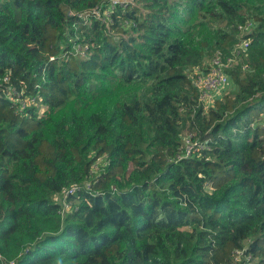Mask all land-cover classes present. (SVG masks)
<instances>
[{"label": "trees", "instance_id": "trees-1", "mask_svg": "<svg viewBox=\"0 0 264 264\" xmlns=\"http://www.w3.org/2000/svg\"><path fill=\"white\" fill-rule=\"evenodd\" d=\"M111 4L0 0V264H264V0Z\"/></svg>", "mask_w": 264, "mask_h": 264}, {"label": "built area", "instance_id": "built-area-1", "mask_svg": "<svg viewBox=\"0 0 264 264\" xmlns=\"http://www.w3.org/2000/svg\"><path fill=\"white\" fill-rule=\"evenodd\" d=\"M121 2V0L115 2L118 3ZM122 4H124L125 2H121ZM127 3V2H126ZM94 14L95 13V9L93 10ZM254 25L252 22H249L248 24H246L245 26L241 27V30H243L244 34H247L249 32L252 31ZM249 44V40H243V42L240 44L239 48L240 49H246L247 46ZM51 59H54V57H52ZM230 60H232L230 58ZM228 66V64H225L220 56H215L212 58V60L209 63V66L207 67L208 71L207 72H202V71H198L197 73V78L195 79V85L198 86L200 88V99L201 101L204 103L205 107H210L214 104V102L216 101V99L218 97H220L223 93H226L228 90H230V88L233 86V82L232 79L230 78V76L228 75L227 71H226V67ZM4 82L6 83V87L4 91H1L0 88V95H4L6 98H8L10 101H12L13 103L17 104L19 106L20 111H25V109H21L20 108V103H16L13 99H20L23 98L21 97L23 95V92H19L18 93V97H15L14 93L16 94V91L14 89V87H12V85L9 84V76L6 75L4 77ZM29 97V99H33L34 104H36V97L35 96H25L24 98ZM45 109L46 107H42V110ZM44 110V111H45ZM183 141H184V147H185V155L184 156H190L192 155V152L194 150H196L195 146H197L198 142H195L192 140V137L190 135H185L183 136ZM200 147H206L207 143L204 144H200ZM103 161H105V159H103ZM77 187L71 188L67 191H65L63 193L62 198H57L60 200L61 205H62V214L63 216H65V213H69L70 210H73V204L71 202L67 201V196L70 193H73L76 190ZM87 188H89V185H87ZM64 211V213H63ZM241 253V252H240Z\"/></svg>", "mask_w": 264, "mask_h": 264}, {"label": "rangeland", "instance_id": "rangeland-1", "mask_svg": "<svg viewBox=\"0 0 264 264\" xmlns=\"http://www.w3.org/2000/svg\"><path fill=\"white\" fill-rule=\"evenodd\" d=\"M119 0H112V6H114V4H116L115 2H117ZM121 2H127V3H130L131 0H121ZM119 2V3H121ZM102 8H105L106 10H104V12H101ZM143 12H147V10L145 8H142ZM95 13L97 16L96 19L100 20L101 23H104L107 27H109L111 24H110V19L108 18V14L110 13V6L108 4H101L99 6V9L96 8L95 9ZM112 31V30H111ZM129 33H132L133 31L131 29H128ZM63 44L65 46V41H63ZM75 54H77V56H79L80 58V54L81 53H84V50L83 49H80V47H76L75 49ZM194 57H189V58H186L184 60V62L179 66V68L181 70L185 69L186 73L190 76V77H193V76H196L198 71H199V68L197 64H195L194 62ZM233 80V79H232ZM234 82V80H233ZM16 103H20V108L23 110L25 109L26 107H31L32 105H34V101L33 99H29V97H26V98H20L19 100L18 99H13ZM44 110L43 109L42 111L40 110V114H43L44 113ZM261 124L264 125V119L261 121ZM185 134H183V136L187 135V133H189V131H186L184 132ZM191 156V155H190ZM103 161V160H102ZM64 213V211H63ZM65 214H68V213H65ZM241 260V258L239 259ZM9 264H14V263H9Z\"/></svg>", "mask_w": 264, "mask_h": 264}]
</instances>
